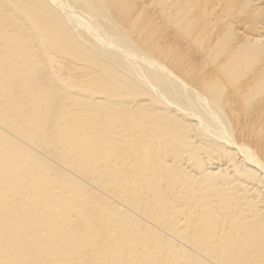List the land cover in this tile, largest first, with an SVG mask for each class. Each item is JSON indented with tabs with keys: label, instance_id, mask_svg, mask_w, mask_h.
I'll return each instance as SVG.
<instances>
[{
	"label": "bare ground",
	"instance_id": "1",
	"mask_svg": "<svg viewBox=\"0 0 264 264\" xmlns=\"http://www.w3.org/2000/svg\"><path fill=\"white\" fill-rule=\"evenodd\" d=\"M0 264H264V0H0Z\"/></svg>",
	"mask_w": 264,
	"mask_h": 264
}]
</instances>
